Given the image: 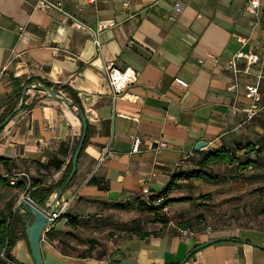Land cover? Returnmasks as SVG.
I'll return each mask as SVG.
<instances>
[{"label":"crops","instance_id":"crops-1","mask_svg":"<svg viewBox=\"0 0 264 264\" xmlns=\"http://www.w3.org/2000/svg\"><path fill=\"white\" fill-rule=\"evenodd\" d=\"M50 1L61 3L60 8L43 11L36 7L37 0H0V117L15 100L9 98L13 78L21 80V86L27 80L46 82L68 86L77 94L89 124V143L79 158L75 180L64 192L66 198L75 197L69 214L80 219L99 217L108 210L106 204H133L140 197L147 200L141 195L142 188L162 191L174 173L194 167L193 159L236 139L235 132L242 126L239 121L245 115V121H250L245 112L251 105L246 86L257 83L259 75L264 101V0L261 27L254 33L245 11L250 0ZM101 24L109 26L102 28ZM240 35H251L244 50L261 58L252 76L235 77L227 69L229 59L242 47L237 40ZM109 61L117 69L139 73L138 81L117 101L105 72ZM176 78L188 87L176 84ZM60 93L68 97L65 90ZM75 111L79 113L77 107ZM1 129L0 157L9 163H0V177L24 179L28 187L34 180L51 186L72 164L83 125L71 109L47 92L29 90L24 109ZM134 135L142 138L139 154L131 153ZM155 139L167 148L156 150ZM199 142L207 145L196 150ZM105 148L112 156L100 163ZM184 151L193 155L181 162ZM203 182L182 181L168 199L212 193L195 188ZM27 196L29 191L9 182L0 185V208L16 199L15 209L26 214L18 205ZM190 203L175 202L166 209L174 211ZM180 218V222L194 220ZM68 231L72 229L67 219L60 218L45 232L41 246L46 264H106L105 256L76 257L68 246L80 251L86 246L68 237ZM179 231L181 235L133 236L117 244L113 259L179 264L196 245L228 237L240 240L193 252L185 264H264V250L253 245H264V231L208 233L206 229L199 233L201 240H195L198 233L192 229ZM14 256L34 264L25 240L17 243Z\"/></svg>","mask_w":264,"mask_h":264},{"label":"rangeland","instance_id":"rangeland-1","mask_svg":"<svg viewBox=\"0 0 264 264\" xmlns=\"http://www.w3.org/2000/svg\"><path fill=\"white\" fill-rule=\"evenodd\" d=\"M260 107V112L253 119L246 122L245 115L243 121H239L242 126L235 132L237 137L231 144L235 141L264 144V101ZM259 161L258 167L246 171L237 165H212V170L220 173L224 180L217 185L203 182L195 187L203 192H212L209 194L210 199H201L199 195L193 198L190 204L179 206L177 210L163 209L159 214L162 218L136 210L108 209L99 217L95 214L80 219L75 229L77 240L79 244L85 245L86 249L99 248L91 253L89 258L105 256L106 264H113L117 244L133 237V226L140 225L144 231H157L160 235H181L180 215L194 219L195 226L192 231L198 233V236H194L195 240H201L199 233L208 227L213 231L226 230L229 233L264 231V155ZM239 173H243L244 177L238 178ZM166 217L170 219V224L164 227L158 219ZM92 219H95L94 222ZM187 235L191 236L190 233Z\"/></svg>","mask_w":264,"mask_h":264},{"label":"trees","instance_id":"trees-1","mask_svg":"<svg viewBox=\"0 0 264 264\" xmlns=\"http://www.w3.org/2000/svg\"><path fill=\"white\" fill-rule=\"evenodd\" d=\"M14 83V90L9 97L10 99H15L12 102V105L9 109H7L0 117V125L9 117V115L19 106L22 98V93L26 85L33 84V81L27 80L23 86H21L22 81L16 78H13ZM45 86L48 88L55 87L59 92L61 90H65L68 93V98L72 100L73 104L78 108L79 113H84V108L78 98L77 94L74 90L68 86H54L50 83H44ZM26 101V99H25ZM25 101L23 108L25 107ZM89 127V124H88ZM2 129H0L1 131ZM89 143V129L87 133V137L84 143V147L82 153L84 152L86 146ZM81 153V155H82ZM193 155V153H192ZM191 155V156H192ZM264 155V144H256L253 142H242V141H235L233 144L224 145L218 147L210 152H206L201 154L199 158L196 160H192L193 168L188 170H180L174 173L171 176L169 183L166 187L160 192H152V195L148 196L147 200H143L141 197L137 198L135 203H116V204H106L107 209H117L119 211L122 210H136L148 214H153L154 216L161 217L160 212L167 208L171 203L175 202H192L193 198L191 199H181V200H173L168 199L169 194H171L182 181H204L211 184H218L224 180V177L217 172L212 170V165L223 163L229 166L237 165L240 169L244 171L248 170L249 168L258 167L260 165L259 159ZM190 156V157H191ZM253 156L255 158H253ZM189 157V158H190ZM186 159L185 161L189 160ZM0 163L7 166L9 160L3 157H0ZM72 170V164H69L66 173L64 174L63 178L56 183L55 185L51 186H43L40 180H34L30 183L28 187V183L26 180L18 181L15 176L10 177V179H6L0 177V185L6 186L9 182L12 186H16L20 190L29 191V197L32 198L36 203L40 206L45 207L48 203L51 196L65 184L66 179L70 175ZM237 175L238 178L244 177L243 173H239ZM77 175V174H76ZM74 176L73 180L69 184L73 183L76 178ZM15 180V184L11 182ZM68 186V187H69ZM142 195V194H141ZM143 196V195H142ZM164 198V201L161 204H157L158 198ZM201 199L209 200L210 195H200ZM17 200L12 199L10 200L4 208H0V261H5L6 264H25L20 262L14 256V250L16 248L17 243L20 240H25L28 243L27 239V221L29 220V216L27 214L21 213L19 209H15ZM70 209L60 218L67 219L68 226L72 229V231H68L66 235L71 238H76L75 229L78 227L80 222V218L78 216H74L69 214ZM264 212V211H263ZM59 218V219H60ZM162 218V217H161ZM158 221L165 227L170 224V219L168 217L163 219H158ZM179 226L183 230L193 229L195 224L194 220H186L179 222ZM132 235L139 238V239H146L149 237H157L160 236V233L157 231H144L140 225L133 226ZM230 241H239L240 239L237 238H230ZM64 246H68L65 242L63 243ZM199 246L196 245L195 248ZM72 252H75L76 257L81 259L89 258V255L93 253L94 247H89V249H85L83 251L78 250L76 247L68 246ZM30 249V247H29ZM195 253V252H194ZM120 260H116L114 264H119Z\"/></svg>","mask_w":264,"mask_h":264},{"label":"built area","instance_id":"built-area-1","mask_svg":"<svg viewBox=\"0 0 264 264\" xmlns=\"http://www.w3.org/2000/svg\"><path fill=\"white\" fill-rule=\"evenodd\" d=\"M91 3H96L97 0H90ZM61 3L56 4L50 0H37L36 7L40 10L47 11L49 9H58L60 8ZM261 0H250L248 5L245 8V11L251 17V33H254L257 29L261 27ZM109 26L108 24H101L102 28H106ZM252 35V34H251ZM251 35L249 37L246 36H238L237 40L242 45L241 49H239L228 61L227 69L235 76L238 77L240 75L252 76V69L254 66L260 63V55L253 51H245L244 47L247 46L251 41ZM98 48H101V45L98 41H96ZM105 72L107 76V80L109 86L112 91L114 101H117L127 90L128 87L134 85L138 81L139 73L128 68L125 70L117 69L112 62H107L105 66ZM262 76H258V81L255 84H250L246 86V97L251 100V105L248 109H246L247 119H253L260 112L261 105V94L259 91L260 82L262 80ZM175 83L182 86L188 87V84L180 79L176 78ZM63 95L62 93H60ZM134 120L138 121V118H134ZM141 143L142 138L139 135H134L132 138V154L141 153ZM154 146L156 150L166 149L167 145L160 139L154 140ZM185 157L181 160V162L185 161L192 155V153H187L184 151ZM108 156H112L109 152L108 148L102 150L101 157L99 162L102 163L106 160ZM23 176L27 177L26 174ZM15 184V180L11 182ZM141 194L145 197L152 195L151 190L148 187H144L141 190ZM75 197L72 199L66 198L63 194L60 201L58 202V209L53 215L49 218L50 220L56 222L60 217H62L71 207ZM164 201V198L160 197L157 199V204H161ZM164 210H167L166 208ZM50 227H47L46 230H49ZM212 231L211 227L207 228V232L210 233Z\"/></svg>","mask_w":264,"mask_h":264},{"label":"water","instance_id":"water-1","mask_svg":"<svg viewBox=\"0 0 264 264\" xmlns=\"http://www.w3.org/2000/svg\"><path fill=\"white\" fill-rule=\"evenodd\" d=\"M29 90H38V91L47 92L53 99H55L56 101L60 103H63L69 109H71L73 113L77 117H79L83 125L82 135L79 140L78 146L75 150V153L73 155L71 173L66 179L65 184L54 195L50 204L45 207H42L38 203H36L32 198L27 196V197H23L20 200L19 205H18V207L29 216V220L27 221V239H28V244L30 247V252H31L34 264H46L43 254H42V246H41L42 238L45 232L47 231L46 228L54 225L55 222L50 220L49 218L53 215V213L57 211L58 202L60 201L64 192L66 191L69 184L71 183V181L73 180L74 176L77 173L78 161L81 156L84 143L87 137V133H88V120H87L86 114L76 112L75 111L76 106L73 104V102L68 97L61 95L60 92L55 87L48 88L45 85L35 83V84H29L25 87L22 93V99H21L19 106L0 125V129L3 128L12 119V117L23 108L24 101L26 99V92ZM206 145H207L206 142H199L196 145V150H200L204 148ZM229 239L230 238L228 237H216V238L210 239L209 241L197 246L179 264H185V262L189 259V257L192 255L193 252L199 251L215 243H219L222 241H229ZM253 245L264 250V245H261V244H253ZM0 264H6V262L0 261ZM119 264H140V263L130 260V259H123L121 260Z\"/></svg>","mask_w":264,"mask_h":264}]
</instances>
